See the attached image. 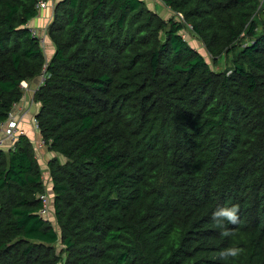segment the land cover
Here are the masks:
<instances>
[{
	"label": "trees",
	"instance_id": "16d2710c",
	"mask_svg": "<svg viewBox=\"0 0 264 264\" xmlns=\"http://www.w3.org/2000/svg\"><path fill=\"white\" fill-rule=\"evenodd\" d=\"M42 2L0 0V123L26 82L51 152L48 183L19 128L0 148V264H264V0H53L39 32Z\"/></svg>",
	"mask_w": 264,
	"mask_h": 264
},
{
	"label": "rangeland",
	"instance_id": "374dc122",
	"mask_svg": "<svg viewBox=\"0 0 264 264\" xmlns=\"http://www.w3.org/2000/svg\"><path fill=\"white\" fill-rule=\"evenodd\" d=\"M56 0H54L55 2ZM159 2L162 4V6L164 7L163 3L161 2V0H147L146 3L147 5L153 9L155 8L161 15L162 17H165V18H168L170 16H174L173 13H171L169 10H162L163 8H161L162 6L159 4ZM52 3H53V0H52ZM50 4V2L48 3V7H44L42 8L40 11L41 13L44 11H47L48 9L50 10H53V5L54 4ZM156 6V7H155ZM43 15V14H42ZM176 19H178L179 16H177L175 14ZM42 22H40L39 24H42L43 27L45 25H47V19L44 18L42 16ZM43 27L41 29V27L37 26V30L39 32H41L43 30ZM180 33H182L183 37H185V39L189 42V44L194 47L199 53H201L204 57H205V60L208 62V64L214 68V69H221V65L220 64H213L211 61H210V56L208 55L205 47L203 46V44L197 40L192 34H191V28L188 24H185V26L181 29ZM49 44V42H47V39L44 38V43L42 44V47H43V50L45 52V55L48 54V51H47V45ZM48 57V56H46ZM22 86H24V98L22 100V104H23V108L26 107L27 109H29V114H32L34 113L33 111H36L37 109V103L33 100V90L31 88H28L26 82H23L22 83ZM31 107V109L29 108ZM27 114L25 116H28L30 119H27V118H24L23 119V124L28 126V124L31 125V127L33 128V122H32V118L31 116ZM20 127V126H19ZM35 128V126H34ZM31 141L35 144V147H36V150L38 151L37 152V157L39 158L40 160V165H41V169H42V174H43V178L45 177L46 180H48V183H51V180H49V171H48V167H47V160H48V156L50 155L51 156V152L47 151L45 147H43L41 144H40V139L38 138H34L32 137ZM48 217L49 219L55 223V219L53 218V213H52V208L49 204V207H48Z\"/></svg>",
	"mask_w": 264,
	"mask_h": 264
},
{
	"label": "built area",
	"instance_id": "2783aa9c",
	"mask_svg": "<svg viewBox=\"0 0 264 264\" xmlns=\"http://www.w3.org/2000/svg\"><path fill=\"white\" fill-rule=\"evenodd\" d=\"M46 6L45 2L40 4V8H44ZM35 34V31H33ZM41 43H44V38L40 37ZM31 109V107H29ZM34 112V111H33ZM29 113V109L26 107L23 108V104H15L13 109L8 113L7 119L0 123V148H2L6 142L7 138L12 140L16 139L18 135V128L20 122L24 119L25 115ZM33 125L36 127V121L32 117ZM41 144V143H40ZM40 198L43 200L44 207L41 210L44 216L48 214V206H49V199L44 194L40 195Z\"/></svg>",
	"mask_w": 264,
	"mask_h": 264
},
{
	"label": "clouds",
	"instance_id": "9594fccd",
	"mask_svg": "<svg viewBox=\"0 0 264 264\" xmlns=\"http://www.w3.org/2000/svg\"><path fill=\"white\" fill-rule=\"evenodd\" d=\"M212 218L216 226L223 231L221 235L229 237L231 232L226 229V223L236 225L239 223V206L233 205L231 207L218 208L213 214ZM242 249L239 247H228L219 252V258L222 260L236 259L242 253Z\"/></svg>",
	"mask_w": 264,
	"mask_h": 264
},
{
	"label": "crops",
	"instance_id": "0c3cea01",
	"mask_svg": "<svg viewBox=\"0 0 264 264\" xmlns=\"http://www.w3.org/2000/svg\"><path fill=\"white\" fill-rule=\"evenodd\" d=\"M145 2L147 1V0H144ZM159 4L162 6V4L159 2ZM146 5H147V3H146ZM148 6V5H147ZM156 7V6H155ZM150 8V7H149ZM161 8H163L162 10H168L167 9V7L164 5V7L162 6ZM43 14V15H42ZM42 16L44 17V18H46L47 19V23L50 21V18H51V16H52V10H50V9H48L47 11H43L42 13L40 12L39 13V15H38V17H36V18H34V19H32L31 21H30V25L31 26H39V27H41V26H43L42 24H39L40 22H42ZM47 42H49V44L47 45V51H48V53L51 55L52 53H53V45H52V43H51V41L49 40V38H47ZM50 55H48V54H46L45 56H48L47 58H49L50 57ZM28 88H32V87H29L28 86ZM24 98H26V97H24ZM22 103V102H21ZM31 116V115H30ZM24 118H27V119H30L28 116H25ZM31 118H32V116H31ZM20 127H19V130H20V132H22V133H25L28 137H29V139H32V137H34V138H40L39 137V133H38V131L34 128V126H33V128L31 127V125L30 124H28V126H26V125H24L23 124V120L21 121V123H20V125H19ZM8 147H9V144H5L4 146H3V148H5L6 150L8 149ZM49 157V156H48Z\"/></svg>",
	"mask_w": 264,
	"mask_h": 264
}]
</instances>
